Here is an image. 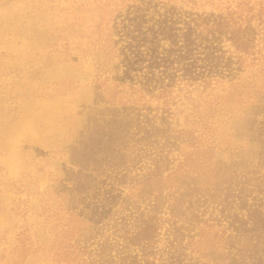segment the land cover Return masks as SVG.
Returning a JSON list of instances; mask_svg holds the SVG:
<instances>
[{
	"label": "rangeland",
	"instance_id": "obj_1",
	"mask_svg": "<svg viewBox=\"0 0 264 264\" xmlns=\"http://www.w3.org/2000/svg\"><path fill=\"white\" fill-rule=\"evenodd\" d=\"M152 1L177 25L264 4ZM139 2L0 0V264L264 260L247 217L264 213V22L240 65L218 36L233 63L213 67L176 57L156 8L136 30ZM149 219L150 243L132 239Z\"/></svg>",
	"mask_w": 264,
	"mask_h": 264
},
{
	"label": "trees",
	"instance_id": "obj_2",
	"mask_svg": "<svg viewBox=\"0 0 264 264\" xmlns=\"http://www.w3.org/2000/svg\"><path fill=\"white\" fill-rule=\"evenodd\" d=\"M139 1L140 2L135 4L133 7L140 15L138 23L135 26L136 30H140L142 17L145 16L147 10H153L156 8L155 13L158 14V18L155 19L156 21L154 22L158 21V24L156 26V30H154V34H158L157 31L160 27L162 37L166 38L170 45L178 51L176 57L180 58V60L189 59L192 57V51L195 50L196 47H201L203 51L208 49V52L205 54L207 55L206 62L207 64H212L213 67H226L229 66L231 62L233 63L231 57H223L216 54L215 50H212L213 48L215 49L213 43L218 36H226L227 40L236 51L234 55L235 63L240 65V61L245 59L243 56V59L241 58L240 53L242 55L252 54V50L255 47L256 37L260 30L251 24L250 19L257 17L259 23L264 22V4L262 2H260V4L258 3L259 6L256 8L252 5H248L246 2L244 7L241 8V11L240 8L237 7L235 10L228 8L226 11H221L218 14H214L212 12L201 15L190 13L187 15V18L182 19V22H180L181 25H177V22L175 24L173 21L174 12L171 8L165 11L166 19L160 20L159 16L161 14L158 12V4L156 2H153L152 0ZM161 23L163 25L159 26ZM156 41L157 40L155 39L153 42L152 53L150 55L152 69H156L159 66V63L166 59V57L160 56L159 53L156 52ZM175 59L176 58L173 60ZM141 60L142 58H139V61ZM169 63H171V60H169ZM187 65L188 64L185 62L183 66H181L182 73L185 74L188 72L189 75L192 73L193 76L196 65L192 68V70L191 67H187ZM194 78H196V75ZM260 145L262 157H264V140L261 141ZM172 194V199H174V204L172 205V216L179 217L177 209L179 198L176 192L175 194ZM247 217H252L251 219L255 220L253 223V231H256L258 228L260 230L258 235L260 236V234L264 232V213L252 210L247 212ZM153 233V223L149 219V221H147L141 229H138L134 234H132V239L142 238L149 244L153 238ZM145 263L153 264L149 258H146ZM169 264H172V262ZM258 264H264V260H259Z\"/></svg>",
	"mask_w": 264,
	"mask_h": 264
}]
</instances>
